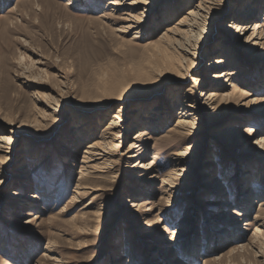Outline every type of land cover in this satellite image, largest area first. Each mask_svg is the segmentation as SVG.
Masks as SVG:
<instances>
[{"label":"rangeland","instance_id":"374dc122","mask_svg":"<svg viewBox=\"0 0 264 264\" xmlns=\"http://www.w3.org/2000/svg\"><path fill=\"white\" fill-rule=\"evenodd\" d=\"M186 1L155 0L146 13L141 5L128 23V8L112 7L116 0H0V139L8 137L12 150L0 155V264H264V236H254L256 228L264 233V182L239 191L241 172L264 177L255 144L264 136V49L236 51L244 70L228 87L236 97L199 119V133L184 141L175 131L180 100L188 93L198 101L206 89L192 81L209 77L208 51L231 42L223 27L237 4L224 0L213 13L186 78L162 82L160 38L198 0ZM258 1L252 22L264 31ZM248 100L256 107L242 106ZM114 116L125 122L106 148L110 166L82 178L87 148ZM228 126L234 130L221 135ZM130 127L135 132L123 130ZM138 130L155 169L141 184L128 178L141 172L130 169L140 160L127 152ZM187 147L189 166L175 168L174 155ZM179 169L170 189L164 182Z\"/></svg>","mask_w":264,"mask_h":264},{"label":"bare ground","instance_id":"6f19581e","mask_svg":"<svg viewBox=\"0 0 264 264\" xmlns=\"http://www.w3.org/2000/svg\"><path fill=\"white\" fill-rule=\"evenodd\" d=\"M149 1L150 2L145 0H116V2L112 3V7L116 8L125 6L126 8H128L127 10L129 12L131 10L137 9L141 5H144L146 6L144 9V12L146 13V8H149L151 3H153L155 0ZM235 2H237V4L234 7V11L232 13L231 11H228V14H232L231 16L234 15L232 17L233 19H231V22H229L228 25L223 27L228 34H232L233 38L231 42L223 43L224 45H222L221 41L217 42L219 46L216 44V47L213 48V52L210 53L208 51V54L206 56V59L212 57L214 59L207 60V64L203 69L205 72H207L206 75H208L209 77L206 76V78L204 79L205 81H203V79L198 76L195 77L192 81L195 87H203L206 89L201 90L200 99L198 101L193 100V97L188 93H186V96H184L183 100H180L182 111L178 112L179 118L176 121L177 125L175 131L181 137H185L183 139L184 141L191 139L193 136H196L199 133L200 128L198 127V124H201L199 123V119H203L205 115L210 111H219L224 105L228 104L236 97V93L238 91L236 89L229 91L228 89L229 86H232V84L235 83L236 80L242 77L244 74V70L239 69L241 62L240 60H238V58L236 59V51L240 52L246 49L250 52H256L255 50L264 49V31L262 30L263 25L261 26V23L259 22H252L253 20H256L257 15L260 14V11L262 9V2L258 0H235ZM76 3V0H70V3L68 5L70 6ZM191 3L192 0H188L182 4L185 6H189L191 5ZM224 4V0H198L193 6L191 5L192 7L187 8V11L174 23V25L167 27L165 33L160 38L161 42L167 44L168 46L167 47L163 45L164 48H160V50H163L162 52H160L161 55L163 54V57L161 61L159 60L160 63L158 65V73L160 79L163 77L161 79L162 82H164L165 80H173L175 82H179L186 78L187 71L195 66L194 60L199 56L201 50L202 41L200 42V38L205 32L206 26L209 23L211 16L216 11L224 9ZM239 4L243 5L237 9V5ZM128 14L129 17H127L131 19V13L129 12ZM132 20L133 19H131V21L127 19L126 21L128 23H133ZM127 29L133 30L135 29V27L130 25L127 27ZM218 55L220 56L216 57ZM232 63H234L238 67H233V69L227 70ZM158 67L155 69H158ZM205 84L208 87H204ZM245 96L246 98L250 96L252 97V95H250L249 93H247ZM166 101L171 100L167 99ZM255 103L256 100H248L247 102L242 104V106L245 105L256 107ZM170 111H175V108H172ZM153 112L155 113V115H157V117L161 118L158 119V122L160 121V123H162L164 114L163 109L160 107V105H158L156 109L153 110ZM124 122L125 121L120 119L118 116H114L110 124L106 127L107 131L105 132L104 137H102L101 142L92 144L87 148V152L85 153L86 157L84 160L85 168L83 169L84 172L81 173L82 178L88 177L90 173H100L108 169L111 162L109 158L110 154L106 152V148L109 144L113 145L114 142L119 138V124ZM135 129V127H130L128 130L127 128L123 130H126L127 133H133L135 132ZM233 130L234 129L228 126L223 128L220 133H222L221 135H230L229 133ZM244 131L249 134L254 133L252 129L248 128H246ZM138 132L139 130L136 131V133H134L135 135L133 134L134 136L131 137L133 142L128 145L127 152L128 154H130V156H128L129 159L140 160L139 162L134 164V166L130 167V169L140 170L141 172L136 173L134 171L128 175V178L141 184L142 181L146 183L151 182L153 176H151L150 172L154 171L155 169L154 167H150V164L144 159L147 157V151L144 149L142 144H139L141 133ZM10 141L11 140L8 137H3L0 139V155L7 157L12 154V150L10 149V147H8L10 146ZM255 144L259 146L261 155L264 158V136L260 137ZM193 154L194 153L192 147H187L183 153L175 154V168L189 166V158H192L194 156ZM28 167L27 164L22 165L19 168V172H22L24 174L27 173L28 170L26 169ZM177 171L178 172L174 173V176H169V178L164 182V184L167 185L170 189L176 188V184L173 181L185 172V170L183 169H179ZM24 174H20V177L26 178L24 177ZM203 176L204 178L207 177L205 173H203ZM240 177H242V181L239 186L242 187L239 189L240 192H244L245 190H243V187L246 189V186H249L252 180L257 181V179H259L261 183L264 182V177L262 178L260 175L254 177L252 174H249L245 171L243 173L241 172ZM213 183L214 182H212V184ZM245 183L247 185H245ZM218 184L221 185L222 183L218 181ZM83 189L94 191V189L87 187ZM218 190H220L221 193L222 187ZM14 195L16 196L15 193L13 194V196ZM241 196V204L246 205L249 202V194L248 196H245L243 194ZM24 198L35 199L36 197L33 195H29ZM19 204L24 205L25 203L19 202ZM223 204L229 205L230 202H223ZM131 206L134 208L138 207L139 204L133 203ZM260 206H264V200L260 201ZM261 212L263 213L264 210ZM262 213L260 214L262 215ZM260 217L261 216H259L258 214L256 218H254V221H256L257 224L261 223ZM260 226L264 227V222H262ZM222 232L226 233L227 231L226 229H224ZM259 235L264 236V233L261 229L256 228L254 233L256 240L258 239ZM53 261L59 263V261Z\"/></svg>","mask_w":264,"mask_h":264}]
</instances>
